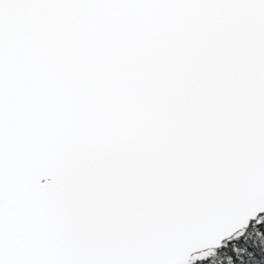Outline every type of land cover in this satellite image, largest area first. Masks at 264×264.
I'll return each instance as SVG.
<instances>
[{"label":"snow or ice","instance_id":"snow-or-ice-1","mask_svg":"<svg viewBox=\"0 0 264 264\" xmlns=\"http://www.w3.org/2000/svg\"><path fill=\"white\" fill-rule=\"evenodd\" d=\"M0 264H264V0H0Z\"/></svg>","mask_w":264,"mask_h":264}]
</instances>
